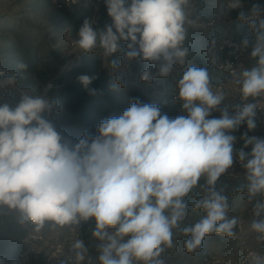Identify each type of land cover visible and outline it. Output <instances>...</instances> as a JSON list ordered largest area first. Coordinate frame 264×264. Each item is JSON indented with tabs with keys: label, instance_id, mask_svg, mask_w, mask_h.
I'll return each instance as SVG.
<instances>
[{
	"label": "clouds",
	"instance_id": "clouds-1",
	"mask_svg": "<svg viewBox=\"0 0 264 264\" xmlns=\"http://www.w3.org/2000/svg\"><path fill=\"white\" fill-rule=\"evenodd\" d=\"M104 3L111 23L98 29L85 18L76 38L68 37L71 46L83 53L100 50L106 59L120 53L125 65L137 58L155 64V72L148 68L140 74L149 84L188 62L189 28L215 24L203 22L195 0ZM233 9H241L238 20L254 37L250 56L256 64L231 73L242 101L232 105L231 112L229 106L220 107L227 94L223 85L212 84L209 68L189 66L175 81L178 92L173 97L186 115L169 118L158 105L137 98L122 115L101 121L96 135L84 131L74 141L47 118L56 100L17 88V70L0 68V89L11 87L19 93L14 107L0 103V209L15 212L18 224L31 225L36 232L46 226L75 231L94 221L91 235L99 242V264H166L164 254L175 248L177 234L186 237L189 253L199 250L208 235H237L240 221L229 216L228 186H218L233 166L235 152L246 181L236 191L247 193L249 203L254 201L249 230L264 242V138L245 132L243 147L235 151L236 137L231 134L242 124L248 131L257 127L258 105L248 101L264 96V9L253 4L246 14L241 0H220V15ZM121 42H126V50ZM216 42L213 37L209 51ZM249 46L245 37L239 48ZM109 66L123 86L121 64L111 59ZM16 68L23 72L28 65L20 62ZM93 79L78 77L90 95L97 93L88 87ZM214 111L220 112L218 118L211 117ZM249 145L251 151L245 152ZM197 189L202 195L192 208L203 215L186 224L188 197H196ZM70 253L61 264H91L83 240L76 239ZM251 264H264V254H252Z\"/></svg>",
	"mask_w": 264,
	"mask_h": 264
},
{
	"label": "rangeland",
	"instance_id": "rangeland-1",
	"mask_svg": "<svg viewBox=\"0 0 264 264\" xmlns=\"http://www.w3.org/2000/svg\"><path fill=\"white\" fill-rule=\"evenodd\" d=\"M37 1L40 0H0V68H4L3 63H7L11 56V53L3 49V46L9 44V38L6 36L11 29H15L17 26H23V28L28 29L31 36L36 35L40 37L43 41V49L51 46H60L61 43L63 46L61 56L59 53V60L51 68L43 69L42 73L39 74L18 72L21 80L18 82L17 88H30L35 94H42L49 99L57 101V107L48 116V119L56 126L57 131L60 125H76V132L73 134L59 131L64 136L78 140L84 131H88L91 135H96L97 127L101 121L113 116L118 117L130 107L131 103L135 100L133 91L125 84L121 86V84L117 83L115 76L110 73L111 70H104L102 68L94 76L88 75L94 78L88 86L89 88L104 87L102 88L101 104L92 112L89 109L86 110V107L82 108L81 104L86 100L89 92L78 80L80 75L85 74L74 69L76 66L82 64L83 52L75 50L68 38H76L77 33L76 35H71L67 29L60 31L61 24L54 17L56 8L45 9L33 6V2ZM219 3L220 0H195V8L202 19H206L217 14ZM253 4H259L263 8L264 0H242L245 12L249 11ZM240 10L233 9L229 11L225 16L220 17L218 22L208 30L189 28L185 46L189 48L190 56L196 57L202 65H207L209 70H213V61L220 55L216 50V46L213 51H209L210 41L213 37L218 38L224 35L242 36L246 34L252 36L248 26L239 28L233 21L238 16ZM193 62L191 58H188V62L183 68L187 70L189 66H193ZM38 71H41V68ZM127 78L124 77L125 80ZM68 91H81V93L87 94L81 98H72L70 100L63 98V96L60 98L61 95ZM18 101L19 93L17 90L11 87L0 89V103L6 102L14 107ZM212 113L214 114L211 117L218 118L220 116L219 111ZM247 131L246 124H242L235 130L238 135H243ZM201 183H203V180ZM245 183L231 184L220 179L218 181V186H228L226 194L231 204L229 216L239 217V221H241L244 228L242 237L236 239L235 237H225L220 234L208 235L205 237L199 250L189 253L184 248L186 237L177 234L174 236L175 248L167 250L164 254L166 264H209L202 259L206 253L217 255L219 257L217 264H235L238 245L241 242L253 245L264 244V242L257 241L256 237L259 235L258 233L249 230V225L255 218L253 214L254 201L253 203L248 202L247 193L238 192V195L234 198L231 194L234 189L240 188ZM196 191V197H188L189 216L185 221L186 224L195 222L203 215L201 211H196L192 208L194 200L202 195L199 189ZM7 225H10L12 230H6ZM94 227V221L91 220L87 223H82L75 231L67 227L51 229L46 226L39 231L43 235V240L38 242L40 251L29 264H61V262L46 263L43 260V252L47 243L56 240L57 237L60 238L59 240L63 244V255L65 257L70 254L72 243L76 239H81L88 247V256L91 257V264H99L97 245L91 235ZM32 230L34 229L31 225H20L17 223V214L15 212L0 209V245H18L16 248L3 249L5 252L0 251L3 253L2 256H7L4 264H12L17 254L28 246L23 237ZM0 250H2L1 247Z\"/></svg>",
	"mask_w": 264,
	"mask_h": 264
},
{
	"label": "trees",
	"instance_id": "trees-1",
	"mask_svg": "<svg viewBox=\"0 0 264 264\" xmlns=\"http://www.w3.org/2000/svg\"><path fill=\"white\" fill-rule=\"evenodd\" d=\"M60 0H40L33 2V6H39L45 9L56 8L55 18L60 22V31L67 29L71 35H76L78 29L82 25L85 18H89L92 21V26L94 28L103 29L106 24L111 23V18L107 15L106 5L104 0H94L95 5H72L63 7H56L57 2ZM250 11V10H249ZM246 11L245 13H248ZM7 38H9V44L3 46V49L11 53L10 60L7 63H3V67L8 70H17L19 73H42L43 69L51 68L59 59V53L63 49L62 44L60 46L48 47L43 49V41L40 37L29 33L28 29L23 28V26H17L15 29H11L8 32ZM122 47L126 50V42H121ZM194 62L193 66L196 67H207V65H202L201 62L194 56H189ZM115 59L121 66H127L130 70L128 78L124 79V84L132 89L133 97L139 99L143 103L155 104L161 108L162 114H166L169 118H175L179 115H186L182 111V106L172 105L167 103L166 95L157 87L153 82L150 84L144 82L140 79V74L148 68L152 67V63L146 62L137 58L135 60L127 62L125 65L123 63V56L120 53L113 54L112 57L102 58L95 52L92 53H82V64L75 67V71L83 73L85 75H95L100 72V69L112 70L109 66V61ZM20 62L27 63L28 68L26 71L21 72L16 68L17 64ZM41 68V71L38 69ZM185 70L184 68H181ZM213 70H210L212 72ZM141 86H145V90L141 89ZM104 87L93 88L97 90L95 95H88L86 100L81 104V107H86L91 112L98 108L102 101V93ZM87 93H81V91H68L60 96V98H67L68 100L72 98H81ZM79 110V109H78ZM214 113H211L213 115ZM58 131L64 133L73 134L76 132V125H60ZM75 141L76 139L73 138ZM6 230L10 231L12 228L7 225ZM16 234V232H15ZM18 236V234H17ZM18 240V238H17ZM19 244V242H18ZM18 245H0V251H4L8 248H16ZM5 249V250H3ZM1 258L6 260L7 256H2ZM5 262V261H4ZM7 264V263H6ZM11 264V263H8Z\"/></svg>",
	"mask_w": 264,
	"mask_h": 264
},
{
	"label": "built area",
	"instance_id": "built-area-1",
	"mask_svg": "<svg viewBox=\"0 0 264 264\" xmlns=\"http://www.w3.org/2000/svg\"><path fill=\"white\" fill-rule=\"evenodd\" d=\"M64 5L66 6L95 5V3L94 0H76L75 3H73L72 0H60L59 2H57L56 7L60 8L63 7ZM262 9H264V7ZM229 11L231 10H227L224 13V15H220L219 12L217 11V14L208 17L206 19H203V22L208 23L210 21L215 20V24H216L218 22V19L220 17L225 16ZM233 21L239 28H244L248 26L247 24L241 23L238 20V16H236L233 19ZM202 29L208 30L210 28L207 29L202 28ZM245 37L249 38L250 46L248 49L241 50L239 48V45L241 44L242 40ZM252 42H254V37L251 36L250 34H246L242 36L224 35L217 38L216 50L217 52H219L220 55L218 58H216L215 61H213L214 63L213 71L210 72L211 81L213 85H223V90L227 94V99L221 104L220 107L223 108L225 106H229L230 112L232 111L231 108L232 105L242 103L240 98L239 86L231 82L232 81L231 73H233L234 71L239 72L242 68H251L256 64V60L252 59L250 56ZM94 52L97 55H99L103 61L105 60L100 50ZM152 70L153 72L156 71L155 64L153 65ZM121 71H123L125 78H127L128 74H130V71L125 66L121 67ZM185 71L186 70H182L181 67L176 66L169 77L166 78L156 77L155 79H153L152 82L157 87H159L161 91L166 95L168 104L182 106L181 103L177 100H174L173 97L176 96L178 92L175 81L182 78L183 73ZM110 73H112L114 76L118 74V73L114 74L113 70H111ZM141 89L145 90V86H141ZM248 102L257 103L258 110L255 117L257 127L252 131H247V134L248 136H256V137L264 138V96L256 98L255 101H252V99L249 98ZM231 134L236 137V141L234 143V149L235 151H238L243 147L244 144L243 139H241L242 135H238L235 131L232 132ZM244 150L245 152H250L251 145H249L248 148H245ZM244 177H245V169L243 168L242 164L239 162L238 157L235 155L234 152L233 166L227 171L226 174L220 177V180L231 184L234 183L241 184L243 182H246ZM237 189L238 188L234 189L231 192L233 198L238 195V192L236 191ZM243 230L244 228L240 221L236 228L237 235L234 237L236 239L241 238L243 235ZM23 238H24L23 240L26 242L28 246L22 249L17 254L12 264H29L36 256V254L39 253L40 251L39 250L40 246H38V242L43 240V235L40 232H36L35 230H32L28 232ZM57 238L56 240L47 243L46 247L44 248L45 250L43 252V260L46 263H54V262L60 263L63 259H65L71 254V253L68 254L66 257L63 255V244L60 242L59 240L60 238L59 237ZM95 242L96 245L99 243L97 240H95ZM254 253L264 254V244L253 245V244H247L246 242L245 243L241 242L238 245L237 260L235 261V264H251V255ZM202 259L203 261L209 264H217L219 262V257L212 253H206L202 257ZM85 264H87V262H85Z\"/></svg>",
	"mask_w": 264,
	"mask_h": 264
}]
</instances>
